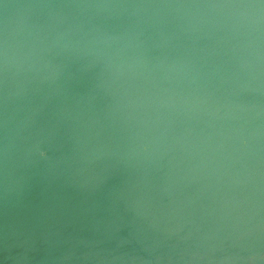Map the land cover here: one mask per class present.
Segmentation results:
<instances>
[{
  "label": "water",
  "instance_id": "obj_1",
  "mask_svg": "<svg viewBox=\"0 0 264 264\" xmlns=\"http://www.w3.org/2000/svg\"><path fill=\"white\" fill-rule=\"evenodd\" d=\"M0 264H264V0H0Z\"/></svg>",
  "mask_w": 264,
  "mask_h": 264
}]
</instances>
